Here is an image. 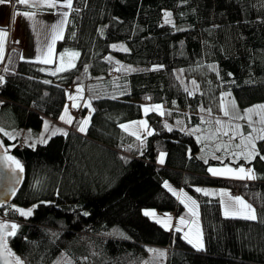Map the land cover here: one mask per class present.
<instances>
[{
    "label": "trees",
    "instance_id": "obj_1",
    "mask_svg": "<svg viewBox=\"0 0 264 264\" xmlns=\"http://www.w3.org/2000/svg\"><path fill=\"white\" fill-rule=\"evenodd\" d=\"M8 4L12 16L18 0ZM165 11L176 28L163 23ZM55 50L78 53L74 66L49 73L52 65L11 46L0 64V144L23 168L11 203L0 208V220L17 225L3 238L9 257L20 264H56L63 255L69 264H142L151 249L163 248L164 264H264V139L249 161H205L191 133L165 126L182 116L198 123L201 110L218 113L226 92L241 108L264 102V0H72ZM182 79L199 91L190 95ZM95 80L109 95L90 97L78 110L76 118L91 110L84 134L67 129L34 147L5 135L39 133L45 120L61 116L66 86ZM143 102L163 112L145 115L152 135L138 140L121 125L143 118ZM213 166L251 170L254 180L212 177ZM166 182L198 203L202 250L144 215H184ZM197 187L238 194L256 218L223 216L219 201ZM10 205L33 207L32 215Z\"/></svg>",
    "mask_w": 264,
    "mask_h": 264
},
{
    "label": "rangeland",
    "instance_id": "obj_2",
    "mask_svg": "<svg viewBox=\"0 0 264 264\" xmlns=\"http://www.w3.org/2000/svg\"><path fill=\"white\" fill-rule=\"evenodd\" d=\"M166 14H170L166 16ZM10 17V13H8V18ZM163 23L170 25L171 27L176 28V25L174 23V20L171 16V13L165 11L163 13ZM2 30L0 29V32ZM182 83L184 85L185 90L190 94L193 95L199 91L197 83L190 79H182ZM101 87H98V83H93L89 85L88 89L91 92L98 93L102 92V89L107 91V85L100 83ZM86 88V87H85ZM84 86L81 85H75L70 86L67 88V101L65 104V107L62 111V115H65V109H67V115L65 117L71 118V121L77 122V125L79 124V127L81 126V122L85 119L89 120V116L91 113V110H89L86 114L79 116V118H76V114L78 113L77 109H82L81 102L85 100V105H89V98L85 94L86 89ZM97 88V89H96ZM114 91H111L110 93H113ZM99 94V93H98ZM95 96V95H94ZM104 96V95H101ZM84 99V100H83ZM73 104L77 105V107H73ZM264 105V102L261 103H255L251 106L241 108L237 105L235 102L233 96L231 93H223L221 96V101L219 105V111L216 114H212L210 112L201 110L199 111L200 120L198 123H195L192 118H185V116L178 117L175 120V123H167L166 128H178L182 129L183 131H187L191 133L194 137L199 138L202 134L209 136L211 138L210 141H201L199 144L202 147L203 154L201 158L203 160L207 161L210 159H216L224 161V158H227L229 161H249L251 160L254 155L256 154V142L259 140L262 136H264V123L261 122V115H264V111L257 108V106ZM143 112L144 108L152 109L154 105L149 103H142ZM253 109L254 111L252 113H249L247 110ZM227 110L229 115L225 116L224 111ZM75 111V112H74ZM151 112V110L149 111ZM146 113L144 112V116L142 119L125 123L124 125H128V132L132 134L133 136L139 135L141 137L140 140L145 139L148 134V126L147 130H145L140 124V121H146L145 119ZM60 116V117H61ZM60 117L56 121H52L56 126L57 129H61V133H64L67 129H63V125L61 123ZM240 117H243L242 119ZM216 121H220V124H217ZM147 123V121H146ZM70 125V124H69ZM65 126V125H64ZM88 124L85 125V128H87ZM67 128V126H66ZM78 130V126H77ZM78 132H80L78 130ZM85 133V132H84ZM135 133V134H133ZM227 133V135H225ZM49 134V133H48ZM52 135H46L45 131V125H43L42 130L40 131V134L38 137H36L37 142L42 144L40 141L43 138L44 140H48ZM21 137V136H20ZM232 137H235L234 139ZM19 138V137H18ZM23 138V137H22ZM13 139V138H11ZM16 139H13L12 141H16ZM25 143H27V139L25 138ZM197 140V139H196ZM251 140V144L248 143V141ZM254 144V149L252 145ZM247 145V147H245ZM251 153V155H249ZM161 154L164 155V153H160L157 157V162H159ZM207 158V159H204ZM221 158V159H220ZM240 181V180H238ZM167 185L174 189V186L170 183L166 182ZM165 183V184H166ZM164 184V186H165ZM167 187V188H169ZM168 190V189H167ZM9 209L16 211V209H21L24 211L32 210L33 207L29 208H21L15 205H10ZM19 213V212H18ZM25 217V216H23ZM183 218L184 223L181 224L180 221ZM164 223H167L169 227H164L162 223L156 222L159 226H163L162 228H165L167 231H171V220L170 219H162ZM4 225L6 223H3ZM179 229V230H177ZM174 232L182 231L183 238L188 242L189 240H192L193 243H189L192 247L194 243H202L203 245V239H202V230H201V222L200 218H198L197 215H193L192 210L189 208L186 209V214L184 216H180L178 219V225L176 226V229H174ZM187 235V239L185 236ZM194 248V247H193ZM196 249V248H194ZM197 250V249H196ZM165 249L163 248H153L150 250L148 257L145 259V261L142 264H164V256H165ZM66 263L69 264V260L65 257V255L61 256L56 264H62Z\"/></svg>",
    "mask_w": 264,
    "mask_h": 264
},
{
    "label": "crops",
    "instance_id": "obj_3",
    "mask_svg": "<svg viewBox=\"0 0 264 264\" xmlns=\"http://www.w3.org/2000/svg\"><path fill=\"white\" fill-rule=\"evenodd\" d=\"M67 3V0H27L26 3H20L18 0L19 6L15 10V12L8 18V13H10L8 0H0V29L2 30L0 32V40H2V49H0V64L3 62L5 52L9 46L17 48L21 51V55L23 58L35 62H40L45 65H52L53 68H50L48 70L49 73H58L61 71H64L66 69H69L72 67L76 60V56H73V53H67V54H58L56 52V43L62 39L70 8L64 7V5ZM65 13H67V16L65 17ZM55 37V42H53V39ZM51 47L52 49V55H51V62L50 63H44L43 61L48 56V50ZM63 58V59H61ZM57 69H63L61 71H57ZM93 83H98V87L100 88V80H95L93 82L87 83L84 88L86 89L85 94L87 97H94L98 95H109V93L105 92L104 89H102V92L94 93L91 92L88 87L89 85ZM70 86L65 87L66 92V98H67V88ZM96 88V89H97ZM101 89V88H100ZM84 100V99H83ZM85 106V100L81 102V107ZM157 106V104L154 105V107ZM159 111H151L156 114L162 115L163 107L161 105ZM152 107V108H154ZM76 110H79L75 108ZM150 113V112H148ZM65 119H68L65 117ZM47 122V130L46 135H50L54 131H56L57 134L61 133V129H57L54 123L50 120H45ZM63 129H74L78 132L77 126L79 129V124L77 125V122L71 121V123H65L61 121ZM129 123V122H128ZM70 124V125H69ZM65 125V126H64ZM124 125V124H122ZM121 125V126H122ZM67 126V128H66ZM122 128V127H121ZM123 130V128H122ZM148 131H150L148 129ZM7 133V136L9 140H13L17 138V141L25 143V138L28 140L26 145L33 147V145H37V139L39 133L32 134L27 129H20V130H14L11 132H5ZM49 133V134H48ZM80 134H84V132H78ZM128 133V132H127ZM130 134V133H129ZM56 135V134H55ZM132 135V134H130ZM21 136V137H20ZM133 136V135H132ZM19 137V138H18ZM23 137V138H22ZM13 138V139H11ZM200 143L201 141H210L211 138L205 134H202L199 136V138L195 137ZM200 145V144H199ZM203 154L202 147L200 146L199 151V157L201 158ZM203 159V158H201ZM207 159V158H204ZM210 159V158H209ZM221 159V158H220ZM227 158H224V160ZM219 160V159H218ZM231 161V160H230ZM234 162V161H231ZM161 164V163H159ZM163 164V163H162ZM161 164V165H162ZM209 169H216L218 171L217 175H213L212 172L209 171V174L212 177L215 178H225V179H231V180H240V181H247L251 182L254 180V174L253 172L248 169H245V173H248L251 175L252 178H244V179H237L234 178L236 175H239L238 170L240 168H235L232 166H213ZM226 169H232V172H226ZM165 184V183H164ZM165 187V186H164ZM166 190L170 193H175V197L178 199V201L181 203V200L183 199L185 203H181L186 209L190 208L192 212H195V215L199 218V205L198 203L189 195L187 194L183 189L174 187V189L169 190V188L165 187ZM197 189H200L201 191H197ZM196 193L199 195H202L204 197L210 198V199H217L220 203L221 211L223 216H225V204L231 205L233 208H241L240 205L235 204V198L240 197L238 194H233L227 190L220 189V188H206V187H197L194 188ZM205 193H208V195H205ZM222 193H226V195H221ZM179 197V198H178ZM241 198V197H240ZM242 199V198H241ZM243 200V199H242ZM191 201H195V205L191 203ZM222 201L224 203H222ZM244 201V200H243ZM245 204H247L244 201ZM188 205L187 207L185 205ZM249 205V204H247ZM145 212H153L155 213V216H147L152 221H161L162 219H168L171 220V231H175L176 226L178 225V219L182 215H174L172 213H160L155 210H145ZM255 214V213H254ZM146 216V215H145ZM225 217H240L241 215H229ZM158 223V222H157ZM161 226V224H160ZM163 227V226H161ZM165 229V228H164ZM180 232L181 235H183L182 231ZM183 237V236H182ZM165 253V252H164ZM165 259V256H164Z\"/></svg>",
    "mask_w": 264,
    "mask_h": 264
},
{
    "label": "snow or ice",
    "instance_id": "obj_4",
    "mask_svg": "<svg viewBox=\"0 0 264 264\" xmlns=\"http://www.w3.org/2000/svg\"><path fill=\"white\" fill-rule=\"evenodd\" d=\"M19 2L23 4V3H26L27 0H19ZM71 5H72V0H67V3L64 5V7L71 8ZM64 15H65V17H66V16H67V13H65ZM168 15H170V14H166V16H168ZM53 42H55V37H54V39H53ZM0 49H2V40H0ZM51 55H52V49H51V47H50L49 50H48V56H47V58H46L43 62H44V63H50V62H51ZM72 55H73V56H78L79 54H78V53H73ZM61 59H63V58H61ZM72 66H74V65H72ZM61 70H63V69H57V71H61ZM0 81H3V77H0ZM73 107H77V105L73 104ZM257 108H259V109H261L262 111H264V105L257 106ZM150 110H151V111H159V110H160V106L157 105V106H155V107L152 108V109L144 108V112H145L146 114H147ZM209 111H210V110H209ZM247 111H248L249 113H252L254 110H253V109H248ZM65 115H67V109H65ZM65 115H62V116L60 117L61 121L65 122V123H71V118L65 119ZM224 115H225V116H228V115H229V113H228L227 110L224 111ZM240 118L242 119L243 117H240ZM261 122L264 123V115H261ZM88 123H89V120H88V119H85L84 121H82V122H81V126L79 127L78 130H79L80 132H85V131H86L85 125H87ZM216 123H217V124H220L221 122H220V121H216ZM139 124H140L145 130H147V123H146V121H140ZM165 126L167 127V125H165ZM121 127L124 128L125 131H128V128H129L128 125H122ZM45 129L47 130V122H45ZM0 131H2V129H0ZM55 134H57L56 131H54V132L52 133V135H55ZM61 134H63V135H67V133H61ZM133 134H135V133H133ZM147 134H148V135H152V132H151V131H148ZM5 135H7V133H5ZM225 135H227V133H225ZM136 138H137L138 140L141 139V137H140L139 135H137ZM232 138L234 139L235 137H232ZM261 139H264V136H262ZM40 142H41V143H47V141L44 140L43 138L41 139ZM248 143L251 144V143H252L251 140H249ZM34 146H35V145H33V147H34ZM245 147H247V145H245ZM252 147H253V149H254V147H255L254 144L252 145ZM249 155H251V153H249ZM6 159H7L8 161H10L11 164H14L15 167H16V169H18V170H20V171H23V168H22V166L20 165L19 161L14 160V159H13L12 157H10V156L6 157ZM262 159H264V157H262ZM159 162H160L161 164L164 162V155H163V154H161L160 159H159ZM209 171L212 172L213 175H217V174H218V171H217L216 169H209ZM225 171H226V172H232V169H226ZM238 172H239V175H236L234 178H237V179L252 178L250 174L245 173V169H244V168H240V169L238 170ZM249 172H250V170H249ZM165 187H169V186L167 185V183L165 184ZM169 190L171 191V188H170V187H169ZM197 191H201V190H200V189H197ZM173 194L175 195V193H173ZM205 195H208V193H205ZM221 195H226V193H222ZM178 198H179V197H178ZM234 202H235V204L240 205L241 208H233V207H231V205H229V204H225V213H224L225 216H229L230 214H231V215H237V214H239V215H241L242 218H244V219H252V220H254V219L256 218V217H255V214H254V210L251 208V206L245 204L244 201H243L240 197H236ZM181 203H185V201L182 199V200H181ZM191 203H192L193 205H195V201H191ZM222 203H224V202L222 201ZM185 206L187 207L188 205L186 204ZM16 211L19 212V214H20L21 216L28 217V216H31V215H32V210H31V209L28 210V211H24V210H21V209H16ZM85 215H87V213H85ZM144 215H146V216H155V213H153V212H145ZM193 215H195V212H193ZM168 219H170V218H168ZM158 222L162 223L163 226L166 227V228L169 227V225H168L167 223H164L163 221H158ZM180 223H181V224L184 223L183 218L181 219ZM7 228H8V225H6V224H5V225H0V229H7ZM16 228H17V225H15V224L11 225V230L7 232V235H14V234H15V230H16ZM177 230H179V229H177ZM185 238L187 239V235L185 236ZM188 242H189V243H193L192 240H189ZM0 247H3L4 249H6V248H7L6 242L3 243L2 245H0ZM193 247L196 248L197 250H202V249H203V245H202V243H199V242L194 243V244H193ZM9 255H11L10 252H9ZM16 264H20L19 259H17Z\"/></svg>",
    "mask_w": 264,
    "mask_h": 264
},
{
    "label": "water",
    "instance_id": "obj_5",
    "mask_svg": "<svg viewBox=\"0 0 264 264\" xmlns=\"http://www.w3.org/2000/svg\"><path fill=\"white\" fill-rule=\"evenodd\" d=\"M6 157L7 154L0 144V208L11 203L22 181L20 170L16 169ZM0 225H4L1 220ZM10 230L11 227L9 225L7 229H0V245L4 243V235ZM5 250L3 247H0V264H16Z\"/></svg>",
    "mask_w": 264,
    "mask_h": 264
},
{
    "label": "built area",
    "instance_id": "obj_6",
    "mask_svg": "<svg viewBox=\"0 0 264 264\" xmlns=\"http://www.w3.org/2000/svg\"><path fill=\"white\" fill-rule=\"evenodd\" d=\"M0 77H3V75L1 74V72H0ZM3 83H4V77H3V81H0V86L1 85H3ZM1 102V101H0ZM75 112V111H74ZM52 122V121H51ZM67 131V130H66Z\"/></svg>",
    "mask_w": 264,
    "mask_h": 264
}]
</instances>
